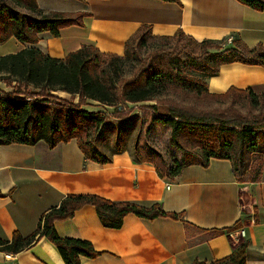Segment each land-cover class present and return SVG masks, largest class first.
I'll list each match as a JSON object with an SVG mask.
<instances>
[{
    "label": "crops",
    "instance_id": "crops-1",
    "mask_svg": "<svg viewBox=\"0 0 264 264\" xmlns=\"http://www.w3.org/2000/svg\"><path fill=\"white\" fill-rule=\"evenodd\" d=\"M37 1L45 15L54 12L73 15L79 11L89 15L84 16V24L66 26L58 36L40 32L36 45L11 36L0 43V55L32 46L64 59L87 44L104 53L122 56L127 41L149 25L156 36H172L182 29L199 42L211 39L228 46L233 37L253 49L264 47V10L238 0ZM17 9L31 13L25 7ZM220 72L207 78L209 89L215 94L234 86L264 93V64L234 61L222 64ZM108 122L94 139L104 153L112 155L120 131L108 130ZM137 132L134 125L130 132L132 141L128 139L123 152L113 153L108 164L87 158L76 138L55 147L46 140L37 144H2L0 190L4 195L0 196V237L11 239L18 229L30 234L45 212L59 206L68 195L92 193L147 206L159 202L164 210L182 216L150 219L130 213L121 227L113 228L100 220L92 204H87L72 218L55 223L59 234L90 239L102 251L96 257L83 256L82 264H192L199 259L212 262L233 252L244 238L249 241L248 264H264L261 160L258 163L254 158L246 181L236 176L229 159L215 157L207 167L195 163L184 167L175 178H162L155 165L135 160ZM225 227L226 231H217ZM0 264H66V261L46 235L18 253L0 250Z\"/></svg>",
    "mask_w": 264,
    "mask_h": 264
},
{
    "label": "trees",
    "instance_id": "trees-1",
    "mask_svg": "<svg viewBox=\"0 0 264 264\" xmlns=\"http://www.w3.org/2000/svg\"><path fill=\"white\" fill-rule=\"evenodd\" d=\"M238 1L256 10H264V0ZM17 6L31 10L32 14L21 12ZM85 15L89 14L79 11L73 15L58 12L45 15L37 0H0V43L16 36L22 43L36 45L41 38L40 32H51L58 36L66 26L84 24ZM138 35V43L142 47L148 46L151 38H158L150 25L144 26ZM136 36L127 41V49L122 56L104 53L95 45L87 44L78 51L70 52L64 59L52 57L32 46L21 52L0 55V78L10 86L14 81L17 83L13 85L12 91L0 90V146L15 142L37 144L46 140L51 147H55L60 142L76 138L87 158L108 164L112 162L113 153L124 151L134 125L128 121L119 128L113 153L106 154L96 145L93 137L94 132L98 133L106 125L105 110L89 109L87 105L92 102L105 107L129 102L143 103L141 107L152 116V123L158 122L173 129L172 141L175 147L182 150L183 157L169 163L157 150H149L138 142L134 150L137 162L155 165L162 178H175L186 166L200 163L207 167L212 157L227 158L232 162L236 176L246 181L254 155L261 154L260 160L264 165V108L257 115H242L237 112L235 105L242 99L254 109L261 108L264 106V93L256 94L252 88L243 90L234 86L229 91L215 94L210 91L207 78L219 75L224 63L240 61L253 65L264 64V47L250 48L238 38L228 46L211 39L199 42L180 29L173 36L163 35L159 38L173 40L183 37L190 42L211 45L215 50L207 48L200 56H193L191 52L189 56H193V60L186 64L188 69L184 68L182 61L178 64L170 57H162L160 61L142 68L137 78L126 81L120 91L112 60H129L130 45ZM109 58L112 60L109 61ZM27 86H33L37 91H29ZM59 90L78 96V103L55 94ZM179 90L195 94L199 99L212 97L227 100L230 105L216 112L200 109L188 105L184 99L176 100L178 98L173 94ZM114 113L119 119H125L130 114L125 108ZM3 195L4 192L0 190V196ZM61 202L59 206L45 212L32 233L26 235L18 229L11 239L0 237V250L18 253L47 235L58 246L66 264H82L83 256L100 255L102 251L94 246L92 240L79 236L66 237L59 234L55 225L59 219L72 218L77 210L87 204H92L100 220L113 228L121 227L130 213L150 219L182 216L164 210L159 202L147 206L134 201H113L92 193H72ZM227 228L216 230L224 232ZM248 248L249 241L244 238L226 257L212 262L199 259L192 264H248Z\"/></svg>",
    "mask_w": 264,
    "mask_h": 264
},
{
    "label": "rangeland",
    "instance_id": "rangeland-1",
    "mask_svg": "<svg viewBox=\"0 0 264 264\" xmlns=\"http://www.w3.org/2000/svg\"><path fill=\"white\" fill-rule=\"evenodd\" d=\"M140 35H143L142 33ZM136 36L135 40L132 41L130 47L131 58L128 60L123 61H115V59L109 58V61H113L114 66L113 69L115 70L116 80L118 82V87L120 91H122V87L124 83L128 80L132 81L137 78L141 69L150 66V64L154 62H158L162 59V57L171 58L172 60L176 61L178 64L180 61L184 62V68L188 69L186 64L191 63L193 56H200L204 51L208 48V50L214 51V47L211 45H201L197 44L196 42H190L187 38H180L177 37L176 39L170 40L167 38H159L162 36H157L158 38H151L149 41L148 46L142 47L138 43L139 36ZM173 36V35H172ZM178 42V44H177ZM177 45V46H176ZM194 54L192 57L189 56ZM107 61V62H109ZM13 85H17L14 81L12 86L6 83V80L0 78V90L4 89L5 91H12ZM29 91H37L33 86H27ZM55 94L61 96V98L74 101L78 103L79 97L75 96L68 92L63 91H56ZM179 100L184 99L188 105H195L200 109H210L213 112L221 111L226 107H229V103L227 100L223 99H213L212 97L207 98H198L195 94H186L185 92L178 91L177 94H173ZM87 105L89 109H95L97 106H102L103 110H105L106 117L109 122L107 128L110 131L114 128H120L125 125V122L131 121L132 125L137 127V132L135 134L137 142L144 144L146 148L149 150H157L160 154H162L165 159L171 163L175 162L176 160H181L182 150H179L177 147L174 146L172 141L171 129L168 125H162L160 123H152V116L147 111L141 107V104H133V103H123L122 105H110V106H103L94 104ZM97 105V106H96ZM125 108L127 112H130L125 119H119L115 116V111H119V109ZM237 112L241 113L242 115H251L260 114V110L264 108V106L254 107L243 101L242 99L238 101L237 105H235ZM233 110H235L233 108ZM264 110V109H263ZM260 133V132H259ZM93 134V131H92ZM138 134V135H137ZM97 133L94 132L93 137H96ZM133 136L129 135V139L131 140ZM132 141V140H131ZM260 155H254V158L260 163Z\"/></svg>",
    "mask_w": 264,
    "mask_h": 264
},
{
    "label": "built area",
    "instance_id": "built-area-1",
    "mask_svg": "<svg viewBox=\"0 0 264 264\" xmlns=\"http://www.w3.org/2000/svg\"><path fill=\"white\" fill-rule=\"evenodd\" d=\"M233 41H234V38L232 37V38L229 39L228 43L232 44Z\"/></svg>",
    "mask_w": 264,
    "mask_h": 264
}]
</instances>
